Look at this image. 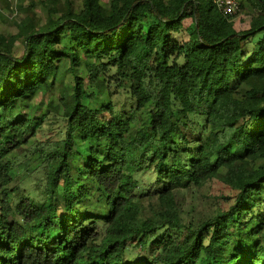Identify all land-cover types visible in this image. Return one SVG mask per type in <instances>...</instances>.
Returning a JSON list of instances; mask_svg holds the SVG:
<instances>
[{
  "label": "trees",
  "instance_id": "16d2710c",
  "mask_svg": "<svg viewBox=\"0 0 264 264\" xmlns=\"http://www.w3.org/2000/svg\"><path fill=\"white\" fill-rule=\"evenodd\" d=\"M248 1L243 30L214 0H63L0 30V264H264V0ZM48 113L62 137L32 146L27 193L9 156ZM211 178L233 202L190 230L175 190Z\"/></svg>",
  "mask_w": 264,
  "mask_h": 264
},
{
  "label": "rangeland",
  "instance_id": "374dc122",
  "mask_svg": "<svg viewBox=\"0 0 264 264\" xmlns=\"http://www.w3.org/2000/svg\"><path fill=\"white\" fill-rule=\"evenodd\" d=\"M62 1L63 0H13L8 5V9H5L6 3L0 0V10L3 13L2 17H0V30L5 31L13 29L15 22L18 21V18L21 17L26 10L30 9L39 15H43L47 6L56 8ZM79 1L80 0H74V2ZM214 1L216 2L217 0ZM14 3H16V13L12 9V12L10 11V5L14 7ZM236 3L239 7L233 18V25L239 30L247 29L252 15L256 12L255 7L248 0H236ZM18 6L21 8L18 9ZM189 22L190 19L183 20V28L181 32L176 35L178 39L183 40L188 38V33L184 28ZM45 110V106L41 107V112ZM35 132V135L31 137L29 143L22 145V147L16 149L9 156L14 163L13 167L17 175L16 180L18 181V188H24V191L27 193L33 190L34 183L42 184L43 182V176L41 174L37 172H28V170L22 169L25 163H28L25 167H28L29 170L34 166V154L31 153L32 146L39 142L47 141L50 143L60 139L63 132V122L59 115L48 113V115L44 116L39 121V124L35 127ZM234 195L235 191L228 184L217 178L208 179L201 186H190L185 189L175 190V200L182 223L185 227H189L190 230L197 228L202 221L212 218L218 211L226 210L233 202ZM183 235L186 234L183 233ZM132 245L134 246L133 250L135 254L144 256L148 252L140 248L135 241Z\"/></svg>",
  "mask_w": 264,
  "mask_h": 264
},
{
  "label": "built area",
  "instance_id": "2783aa9c",
  "mask_svg": "<svg viewBox=\"0 0 264 264\" xmlns=\"http://www.w3.org/2000/svg\"><path fill=\"white\" fill-rule=\"evenodd\" d=\"M12 2L13 0H9ZM219 10H221L224 14L233 15L238 10V5L236 0H217L216 1Z\"/></svg>",
  "mask_w": 264,
  "mask_h": 264
}]
</instances>
